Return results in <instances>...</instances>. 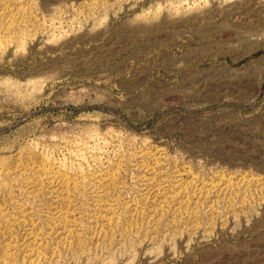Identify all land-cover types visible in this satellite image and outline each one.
<instances>
[{
    "label": "rangeland",
    "instance_id": "obj_1",
    "mask_svg": "<svg viewBox=\"0 0 264 264\" xmlns=\"http://www.w3.org/2000/svg\"><path fill=\"white\" fill-rule=\"evenodd\" d=\"M0 264H264V0H0Z\"/></svg>",
    "mask_w": 264,
    "mask_h": 264
}]
</instances>
